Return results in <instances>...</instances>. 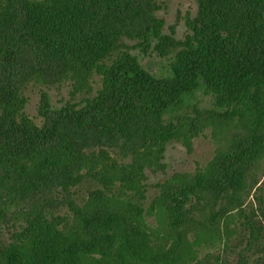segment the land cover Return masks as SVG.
<instances>
[{
	"label": "trees",
	"instance_id": "16d2710c",
	"mask_svg": "<svg viewBox=\"0 0 264 264\" xmlns=\"http://www.w3.org/2000/svg\"><path fill=\"white\" fill-rule=\"evenodd\" d=\"M194 1L177 39L167 0H0V264H264V0ZM208 120L225 150L146 207V172Z\"/></svg>",
	"mask_w": 264,
	"mask_h": 264
},
{
	"label": "rangeland",
	"instance_id": "374dc122",
	"mask_svg": "<svg viewBox=\"0 0 264 264\" xmlns=\"http://www.w3.org/2000/svg\"><path fill=\"white\" fill-rule=\"evenodd\" d=\"M197 12L198 6L194 0H167L166 8L157 15L165 23V33L170 34L172 28H174L176 33L175 37L177 39H183L188 33L186 20L196 17ZM133 54L138 55L143 66L154 74H167L169 60L159 58L156 55L144 57L138 51H135ZM46 91L49 92L51 104L54 107H60L69 99L68 90L58 92L52 89ZM29 98L30 101L26 108L27 113L41 125L42 119L38 115L40 100L38 90L29 93ZM198 99L199 105L203 109L208 110L207 108L210 107L211 100L203 94ZM234 131L231 127H225L208 120L206 121V125H203L199 136L193 139V148L190 153L181 143H174L168 146L163 161L166 164L165 171H158L156 173L152 171L146 172L148 184L151 185L146 207H149V204L154 199L165 196L162 195L163 189L166 194L170 192L171 188H182L193 183L195 175L201 169H204L216 155L225 150ZM254 173L256 179L264 178V160L260 162ZM253 195L254 190L251 192L250 198L248 197L246 199V203L253 200ZM161 208L162 210H157L155 216L146 215L144 217L148 226L151 228L150 231L156 235L167 236L169 233L168 217L164 207L162 206ZM191 232L195 234L197 233V229H193Z\"/></svg>",
	"mask_w": 264,
	"mask_h": 264
}]
</instances>
